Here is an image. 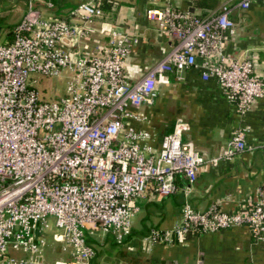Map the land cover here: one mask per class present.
<instances>
[{
    "label": "built area",
    "instance_id": "1",
    "mask_svg": "<svg viewBox=\"0 0 264 264\" xmlns=\"http://www.w3.org/2000/svg\"><path fill=\"white\" fill-rule=\"evenodd\" d=\"M103 1L80 0L65 18H46L35 0H26L10 40L0 43V264H38L49 217L70 248V259L55 264H89L93 249L84 228L111 232L121 242L139 208L136 199L146 191L183 196L172 225L143 237L148 245L233 227H245L253 242H264L263 189L228 209L211 203L195 211L187 200L204 162L215 166L257 148L264 169V141L248 145L246 130L236 127L221 152L204 160L182 142L188 124L181 118L157 148L150 132L128 124L143 119L132 109L153 105L158 84L181 81L191 69L201 80H213L239 115L263 97L264 79L250 58L226 55L223 43L233 33L232 10L264 0H225L203 15L179 9L172 0L144 9L146 21L169 47L133 82L125 65L138 34L97 30ZM78 43L85 46L76 51ZM61 71H67L64 94L42 100L29 84L30 74Z\"/></svg>",
    "mask_w": 264,
    "mask_h": 264
},
{
    "label": "crops",
    "instance_id": "2",
    "mask_svg": "<svg viewBox=\"0 0 264 264\" xmlns=\"http://www.w3.org/2000/svg\"><path fill=\"white\" fill-rule=\"evenodd\" d=\"M45 1L64 2V6L53 13L51 7L45 6ZM79 1L35 0L34 5L42 17L65 18L68 10ZM223 1L172 0V3L179 9L203 15ZM161 2L108 0L103 3L102 16L94 21L97 30L115 27L137 32V43L131 48L125 65V72L132 82L169 47V42L157 33L155 25L147 22L143 14L144 9L159 6ZM25 4L26 0H0L3 10L0 12V33L9 34L24 12ZM230 19L234 29L224 40L223 52L233 58H250L255 73L264 79V2H254L245 10L234 8ZM79 44L73 45V49L78 51L85 46L82 44L79 48ZM87 44L91 46L90 42ZM156 94L153 105L132 109L143 119L128 121L133 128L151 133L153 148H157L161 136L171 129L176 118L188 124V128L181 132L182 142L204 160L221 152L236 127L246 130V144L256 146L264 141V96L253 101L239 115L218 85L213 80H201L193 69L187 70L181 81L171 78L166 85L158 84ZM178 182L185 183L182 179ZM257 188L264 190V169L261 152L254 148L231 160H221L215 166L201 164L187 200L195 211H203L211 203H218L223 209L234 208L253 195ZM182 201L179 191L163 197L151 196L146 191L136 199L139 208L131 220L129 235L121 242H116L111 232L84 228L85 241L93 249L89 264H264V242H253L245 227L186 236L170 244L148 245L143 237L151 230L170 227L179 215ZM51 241L58 244V258L55 260H69L70 248L62 239L56 240L52 236ZM50 246L52 243L43 249L47 251ZM43 249L38 264H55L56 261H52L46 252L43 255Z\"/></svg>",
    "mask_w": 264,
    "mask_h": 264
},
{
    "label": "rangeland",
    "instance_id": "3",
    "mask_svg": "<svg viewBox=\"0 0 264 264\" xmlns=\"http://www.w3.org/2000/svg\"><path fill=\"white\" fill-rule=\"evenodd\" d=\"M0 12H3L2 8L0 7ZM4 33H0V43H3L5 40V37L3 35ZM66 41V40H64ZM67 71H61V73L58 76H43L39 74H30V81L29 84L32 88H35L42 100H54L64 94V87H65V81H66ZM34 79V82H31V80ZM133 218V217H132ZM48 234H46V245L49 243H52V246L47 248V251L43 249V255L45 252L50 256L52 261L57 259V251L56 248L58 247V244L56 242H52V236L57 240H60L59 235L60 233L58 231L55 232V228L53 227V219L52 217L48 218ZM87 228V227H86ZM52 233V234H51ZM54 233V234H53ZM86 239V236H84ZM45 245V246H46ZM44 246V247H45ZM61 246V245H60ZM62 252L64 250L61 247ZM50 259V260H51ZM47 260V261H50Z\"/></svg>",
    "mask_w": 264,
    "mask_h": 264
},
{
    "label": "trees",
    "instance_id": "4",
    "mask_svg": "<svg viewBox=\"0 0 264 264\" xmlns=\"http://www.w3.org/2000/svg\"><path fill=\"white\" fill-rule=\"evenodd\" d=\"M106 1H108V0H105V1H103L102 3H101V8L103 9V7H104V5H103V3L104 2H106ZM64 6V2L63 3H61V4H59V3H54V2H52L51 3V11L54 13V12H58V11H60V8H62ZM7 40H5V41H9L10 40V34H6L5 36H4Z\"/></svg>",
    "mask_w": 264,
    "mask_h": 264
}]
</instances>
